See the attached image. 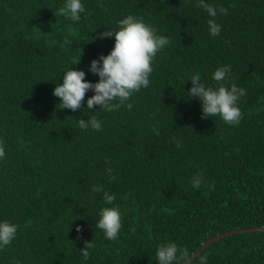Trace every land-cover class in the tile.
I'll list each match as a JSON object with an SVG mask.
<instances>
[{"label":"trees","instance_id":"trees-1","mask_svg":"<svg viewBox=\"0 0 264 264\" xmlns=\"http://www.w3.org/2000/svg\"><path fill=\"white\" fill-rule=\"evenodd\" d=\"M65 2L0 0V222L18 226L0 264H158L162 244L193 255L225 232L264 227V0H206L228 10L215 18V37L197 0H81L78 22L55 15ZM128 15L170 40L152 62L149 87L126 102L130 110H89L92 90L75 112L60 109L53 91L64 73L98 82L91 61L115 43L100 33L117 31ZM224 65L227 86L246 89L236 126L202 118L189 93L195 73L215 89ZM93 115L102 129H80L78 120ZM103 192L115 195L113 204ZM104 207L121 213L114 241L96 227ZM86 241L95 245L87 260L79 251ZM204 256L207 264H264V232L226 237L192 264Z\"/></svg>","mask_w":264,"mask_h":264},{"label":"clouds","instance_id":"clouds-1","mask_svg":"<svg viewBox=\"0 0 264 264\" xmlns=\"http://www.w3.org/2000/svg\"><path fill=\"white\" fill-rule=\"evenodd\" d=\"M103 8V4L100 5ZM197 7L203 9L210 19L208 26L210 35L215 37L221 32V26L215 22L217 14H227V8H216L206 0H197ZM85 12L81 0H66L65 4L60 7L55 15L78 22L81 19V13ZM118 30L104 31L100 37H114V48L107 56H101L99 60H93L90 64V71L98 75L99 81L90 83L85 81V72L77 70H68L64 73L62 83L54 88L53 95L60 99V109H70L73 112L80 109L89 90L94 91V95L87 99V108L92 110L94 106L99 105L100 109L107 112L119 110L126 106L129 110L133 105L126 102L134 93L139 92L142 88H148L150 85V75L153 72L152 62L166 46L170 40L166 36L156 34V29L151 25L143 22L141 18L134 15H128L118 21ZM72 35L71 32L68 34ZM63 43L70 45L71 40L68 36L64 38ZM102 62V65H101ZM231 65H224L217 68L213 74V80L217 87H206L200 78L199 73L193 74L189 81L192 87L190 95L197 98L202 105V118L220 116L228 125H239L242 119V113L237 106L241 97L246 95V89L237 87L232 83L230 88L227 86L230 80ZM80 129L89 128L100 131L102 121L97 116H91L87 121L78 120ZM156 135L159 130L153 128ZM180 147V142H176ZM5 157V148L0 141V158ZM108 174L110 180H115L112 175V169L109 168ZM204 183L203 176L197 175L193 178L192 186L199 189ZM210 190H214V185H207ZM92 191L100 193L103 191L102 186H94ZM116 197L108 192H103L105 204L111 205ZM99 221L96 227L103 231L105 239L114 241L118 238L122 227L121 213L118 207H104L99 212ZM17 225L8 221L0 222V250L10 245L17 235ZM80 232L79 227L76 228ZM93 241V240H92ZM85 242V247L79 250L85 260L90 258V250L94 248V243ZM158 264H192L193 255L187 248L180 249L175 243H167L158 246L156 251ZM200 264H207V257L200 258Z\"/></svg>","mask_w":264,"mask_h":264},{"label":"water","instance_id":"water-1","mask_svg":"<svg viewBox=\"0 0 264 264\" xmlns=\"http://www.w3.org/2000/svg\"><path fill=\"white\" fill-rule=\"evenodd\" d=\"M255 232H264V227H255V228H247V229H236L229 232H225L223 234H220L214 238L209 239L206 243H204L201 248H199L194 254H193V260L194 261L198 256H200L206 249H208L211 245L214 243L233 235L238 234H245V233H255Z\"/></svg>","mask_w":264,"mask_h":264}]
</instances>
